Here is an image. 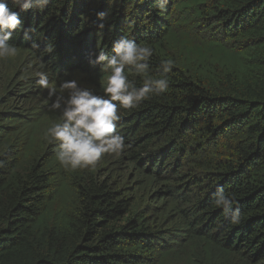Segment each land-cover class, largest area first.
Instances as JSON below:
<instances>
[{
  "label": "trees",
  "instance_id": "16d2710c",
  "mask_svg": "<svg viewBox=\"0 0 264 264\" xmlns=\"http://www.w3.org/2000/svg\"><path fill=\"white\" fill-rule=\"evenodd\" d=\"M0 46L53 83L102 73L118 161L184 183L168 192L179 226L152 228L0 125V264H264V0H0Z\"/></svg>",
  "mask_w": 264,
  "mask_h": 264
},
{
  "label": "rangeland",
  "instance_id": "374dc122",
  "mask_svg": "<svg viewBox=\"0 0 264 264\" xmlns=\"http://www.w3.org/2000/svg\"><path fill=\"white\" fill-rule=\"evenodd\" d=\"M42 67L32 55L0 46V125L19 129L20 138L16 142L31 159L56 158L53 170H65L71 181L74 172L93 176L98 184L119 192L131 203L132 212L144 216L152 228L178 227L177 212L168 192L178 191L184 183L150 179L147 172L138 171L126 159L119 162L118 146L99 131L94 106L107 97L98 88L105 82L102 73L70 72L69 81L53 83ZM31 80L34 82L26 83ZM5 117L10 119L2 122ZM61 150L63 155L58 159ZM194 174L187 170L182 175L184 182ZM196 194L195 188L193 195ZM128 217L127 212L120 223H125Z\"/></svg>",
  "mask_w": 264,
  "mask_h": 264
}]
</instances>
